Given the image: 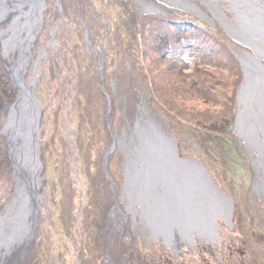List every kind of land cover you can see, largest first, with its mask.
Here are the masks:
<instances>
[{
  "label": "rangeland",
  "instance_id": "rangeland-1",
  "mask_svg": "<svg viewBox=\"0 0 264 264\" xmlns=\"http://www.w3.org/2000/svg\"><path fill=\"white\" fill-rule=\"evenodd\" d=\"M56 1L48 0L46 4L49 7L46 11L49 13L48 20L49 18L51 20L57 12L59 18L57 22L55 21V25L61 26L62 23L66 25L67 22V26L71 28L68 37L70 35L78 42L83 38V49L90 47L91 41L96 39L98 42L94 41L93 50L104 52L102 59L105 57L110 59L106 68L109 76L105 80L115 105L110 117L108 112V119L113 125L117 143L104 165L103 154L111 144L112 137L111 129L105 121L107 104L105 111L102 112V108L100 109L102 93L96 83L95 87H87L84 81L80 86L84 93L79 98L70 96L62 99L61 96V102L56 103L57 108L61 104L60 127L45 124L47 112L53 113V111H50L48 101L43 100L41 105L38 96L46 98L45 93L49 92L47 86L51 91L54 90L55 85L51 80L53 77L48 72L51 67L45 70L44 64L46 53L55 54L57 45L55 42L49 43L51 39L49 33L53 24L51 23L48 32L47 21L44 18L45 21L44 24L41 23L42 30H40L42 43L39 48L46 43L44 45L46 51L44 50L41 54L32 90L40 107L39 157L44 165L42 171L44 170L47 180L45 184L43 183L41 190L40 215L35 236L27 245L26 255L21 264H264V169L262 164H256L261 155L255 143H250L236 129V118L240 108L237 96L245 78L242 57L249 54L264 63V53H259L255 43L245 42L235 34L234 26L238 24L237 0H108L106 8L101 0H86L95 8V11L99 9L98 15L101 21L94 18L91 20L90 10L85 0L76 1L80 4L73 5L74 11L71 5L67 4L68 0H62L60 4ZM131 1L135 8H132ZM258 1L264 3V0ZM126 2L130 5L129 8ZM81 10H84L86 16H81ZM78 13L82 17L84 29L71 26L70 19ZM157 14L180 19L182 28H189L193 24L197 28L186 31V40L174 43L173 33L177 25L171 30L159 31L162 30V26L153 24L155 20L147 22L148 15ZM249 14L252 16L251 12ZM209 26L214 28V32ZM56 28L58 30L59 27ZM89 30L94 35V39L90 38ZM205 32H210L212 38L208 44H204L205 46L216 42L213 34L215 33L219 36L218 39L226 40L230 47L224 48L221 43H217L219 53L214 54L215 59L202 50H192L191 56L185 57L184 60L183 58L176 60L175 57H167L165 51L159 52L151 46L157 33L169 36L171 41L168 37L164 38L169 40L172 51L192 41L195 34ZM78 33L81 36L77 37ZM205 38L201 37L198 42L203 43ZM121 39L126 42L123 46L126 59L122 64L118 47V42L122 44ZM155 42L156 39L154 44ZM256 43L263 44V40L257 38ZM33 44L30 45L32 53L30 62L37 58L40 51L39 48L36 50ZM103 44L104 49H102ZM130 52L138 62V77L141 81L134 85L140 89L139 99L129 96L127 98L125 85L119 81L120 68H123L127 75L133 71L127 60ZM95 56L98 63L100 56L97 54ZM78 58L80 59L81 55ZM152 59L156 70L149 73L151 78L153 72L161 71L163 85L161 88H164V94L168 92L172 99L178 100L177 103L180 106L176 108L185 106L192 111L176 117L175 112L168 113L161 108L158 101L147 103L149 92L145 87L143 89V84L145 82L152 84L145 74L147 62L150 60L152 62ZM71 62L72 66L79 65V62L75 60ZM63 67H60V70L63 69L62 73L65 76L62 81L63 86H66L63 88L65 93L69 72ZM34 77L33 71L28 69L27 83L34 80ZM82 77L86 79L87 74L83 73ZM157 78L154 74V79L157 80ZM44 82L48 83L47 86ZM88 100H92L99 107H95L93 112L94 120L85 110ZM42 106H44L43 110ZM67 110L71 111L70 125L66 121L62 124ZM232 113L233 118L230 119ZM248 116L246 120L251 118L255 121L250 114ZM55 117L57 118V115ZM225 117L227 118L224 119ZM147 121L154 123L172 141L179 158L201 165L214 187L228 199L230 216L229 219L216 218L218 223L216 240L210 241L209 236L203 239L200 233L196 232L193 244L181 242L178 248L171 247L166 241L153 235L151 226L143 215L142 204L134 197H129L128 188L126 189L127 164L134 157L140 143L137 139L139 129L137 123L145 125ZM257 134L259 139L263 138L261 130L258 129ZM0 140L2 143L5 142L3 150L6 151L5 155L7 154V162L3 167L10 168L6 184L0 190L1 211L12 196L14 183L6 139L1 130ZM60 141L63 143V150L66 151L65 157H61L66 158L65 166L70 173L67 185L71 191L65 190V197L61 196V185H64L65 178L62 181L60 179L55 154L49 157L51 147L53 150L54 145H58ZM77 143L82 144L85 151L92 148L91 156L98 157L96 165L93 164V159L88 157L87 152L80 155L81 150L77 151ZM77 153L80 156H77ZM76 156L83 162L78 163L73 160ZM86 165L91 167V173L87 172ZM128 167L133 170L132 165ZM105 168L108 173L109 170L112 173L109 177L114 183L106 179ZM86 205L88 209H85ZM91 205H94L93 226L88 235L90 227L87 228L86 225H89L90 214L87 213ZM72 210L77 220H74L71 227ZM122 222H124L123 228L120 226ZM63 226L66 229L62 228ZM235 227L237 233L241 235L243 233L242 243L234 241L238 240L234 233ZM76 229H79L78 236L75 234ZM73 237L76 242L83 241L85 244L82 245L86 248L92 243L87 252L86 249L84 253L80 252L78 242L76 245Z\"/></svg>",
  "mask_w": 264,
  "mask_h": 264
},
{
  "label": "bare ground",
  "instance_id": "bare-ground-1",
  "mask_svg": "<svg viewBox=\"0 0 264 264\" xmlns=\"http://www.w3.org/2000/svg\"><path fill=\"white\" fill-rule=\"evenodd\" d=\"M30 1L0 0V54L11 77L24 88L28 87L26 76L28 69L35 74L33 81L35 83L38 63L45 50V47L41 46L37 58L31 62L30 40L27 41V49L22 52L20 50V43L27 38L24 35L29 29L27 8ZM46 1L36 0L34 8L36 15H39L40 11L43 15L44 8L43 11L41 9L42 5L46 6ZM237 2L238 24L234 26L235 34L245 42L255 43L259 53H264V3L258 0ZM56 3L59 4L60 0ZM52 27V38L49 43L53 42L56 31V27ZM196 28L193 24L189 28H178V31ZM257 38L262 39L263 44L256 43ZM242 63L245 78L237 96L240 108L236 118V129L250 143H255L261 155L256 164H262L264 169V63L249 54L242 57ZM17 92L18 88L16 94ZM15 105L14 100L7 106L6 119L0 129L2 134L10 139L11 155L15 164V169L12 165L13 193L9 202L0 211V264H21L24 261L28 247L24 246V243L29 236H31L29 244L32 242L38 225L43 186L41 178L43 163L40 160L41 167L36 172V146L29 134L30 112L33 119V111L23 100L21 103L18 102L17 108ZM16 112L19 114L16 115ZM249 114L255 121L251 118L246 120ZM39 119L38 143L41 130L40 115ZM147 122L145 125L137 123L139 127L137 139L140 143L134 157L127 164L126 189L128 188L129 197H134L142 204L143 215L147 218L153 235L166 241L171 247L178 248L181 242L191 241L193 244L196 232H199L203 239L211 235L210 241L215 240L212 235L218 228L216 218L229 219L230 216L228 199L214 187L201 165L179 158L172 141L154 123ZM258 129L263 132L262 139L258 138ZM33 138L37 143L36 132ZM38 153L40 155L39 145ZM129 165L133 166V170L129 169ZM22 172L28 175L26 182ZM29 190L34 191L36 205L35 229L32 234L29 232L33 209ZM128 206L132 208L131 205ZM120 226L123 228L124 222Z\"/></svg>",
  "mask_w": 264,
  "mask_h": 264
},
{
  "label": "trees",
  "instance_id": "trees-1",
  "mask_svg": "<svg viewBox=\"0 0 264 264\" xmlns=\"http://www.w3.org/2000/svg\"><path fill=\"white\" fill-rule=\"evenodd\" d=\"M63 1H65V0H63ZM76 1H78V0H68L67 4L71 5L72 11H74L73 5L80 4V3H77ZM101 1L103 3L104 7L106 8V3H108V0H101ZM47 2H48V0L46 1V4H47ZM61 2H62V0H60V3ZM85 2H86L87 6L90 10L91 20H92V18H94L96 20L101 21L102 19L98 15L100 13L99 9H96V11H95V8H93L86 0H85ZM119 3L121 4L122 7H124V5L122 4L121 1H119ZM130 3H132V1ZM126 5H127V8L130 7V5H128L127 2H126ZM133 5H134V3H132V5H131L132 8H135V7H133ZM47 8L49 9L48 6H45L44 11H43L42 24H44V21H45L44 18H45L47 21L46 27L48 28V32H49V27H50L51 23L53 24L52 26L59 27V28H58V30H56L54 32V37H53L54 42L57 45L56 50H55V54L46 53V55H45L46 57L44 56L45 61H46V63L44 64L45 70L48 67L49 68L51 67L50 70L48 69V72L50 73L49 75L53 77V79H51V80L53 81L52 83H54V85H55L54 90L51 91L50 88L47 86L48 83L44 82L45 86H47L49 92L45 93V96H46L45 99L42 97L40 98V96H38V100H40L41 105L43 104V100H46V101H48V107L51 109L50 111H53V113L47 112L48 114H47L45 124L47 126H52V127L59 126V118H62L61 117V109H60L61 104H60V107L58 106V108H57L56 103L58 102V104H59L61 102V99H60L61 96H62V99L64 97L69 98L70 96L79 98V96H81L84 93V91H82V87H80L84 81H85L86 85H88L87 87H90V86L95 87V83L98 86V89L102 93V95L100 96V98L102 100V105L100 106V109L102 108V112L105 111V109H106V104H107L106 95L110 96V98H109V102H110L109 117H110L111 112H112L114 105H115V100H114V98H113V96H112V94H111V92H110V90L106 84V80H105V78L107 76H109V72L107 71L106 68H107V65H109L110 59L107 57L103 58V67L101 68L102 82H103V87L105 90V92H104L99 85L98 76H97L98 75L97 71L99 73V66H98L97 61L95 60L96 52L93 50L95 47V46H93L94 41L95 42H98V41L96 39L92 40L91 41L92 45H89L90 47L87 46L83 49V38L81 39L80 42H78L76 39L73 40L70 37V35L68 37V32L70 31L71 28L69 26H67V22H66V25H64V23H62L61 26L55 25L56 24L55 21L57 22V19L59 18V16L57 15V12H55L54 16H52V19L50 20V18H49V20H48L49 13L46 12ZM107 11L111 12V10H107ZM74 13H76V12H74ZM80 13H81L82 17L86 16L84 10H81ZM81 16L79 13L72 16V18L70 19L71 20V26H74V27L78 26V27H80V28L82 27V29H84L83 25H82L83 23H82V17ZM163 16H164V14L160 15V16L158 14L157 15H148L149 18H147L146 20H147V22L155 20V22L153 24H158V25L162 26V30H159V31H163L165 29L171 30L172 27H175L177 25V27L173 33L174 34V39H173L174 43H180L183 40H186L187 32L186 31H181V32L178 31V28H180V29L182 28L180 26V24H182V23L179 22L180 19L173 17V16H170V17H163ZM64 20L66 21L68 19L65 18ZM164 26H165V28H164ZM209 27H210L211 31L214 32V30H213L214 28L211 26H209ZM52 28L53 27H51V30L49 33L50 37H51ZM40 30H42V27ZM40 30L36 36L35 41L33 42L34 43L33 47L36 50H38L39 46L42 43L41 42L42 36H40V33H41ZM89 34H91L90 38L94 39V35H92L91 30H89ZM210 34H211L210 32H205L204 34L197 33V34H195V38L192 41L186 42V44L182 45L180 48L171 51L170 45H169V40H170L169 36L168 35L164 36V35H160L159 33H157L155 35V38H154V40L156 39V42L154 44V40L152 39L154 45L152 44L151 46L153 48L157 49L159 52L165 51L164 53H167V57H175L176 60L181 59V58H183V60H184L185 57L191 56L190 53L192 52V50H194V51L202 50L206 54H210L212 59H215L214 54L219 53V45L217 43H219V44L221 43L224 46V48L230 47V45L223 38L218 39L219 36H217L215 33H213L215 36L216 42H213L210 46H205L206 44H208L209 40H212V38L210 37ZM76 36L77 37L81 36V34L78 33V35H76ZM96 37H97V35H96ZM99 37L101 38L100 35H99ZM164 37H168L169 40L165 39ZM201 37H203V38L206 37L203 43L198 42V40ZM84 38H85V35H84ZM103 39H105V38H103ZM107 39H109V38H107ZM121 42H122V44L120 42H118V44H119L118 47H119V59H120V63L122 64L123 60L126 59V55H124L125 51H123V46L126 42L124 41V39H121ZM44 45L42 47H45ZM104 48H105V45L103 44L102 49H104ZM40 49H41V47L39 48V50ZM90 49H92L94 52L91 51ZM167 50H170V52H166ZM185 50H187V53H185ZM45 51H46V48H45ZM83 51H84V53H83ZM226 52L229 54L228 50ZM102 53H103V57H104V52H102ZM178 54H180V55H178ZM80 55H81V58L79 59L78 57ZM202 59L204 61L210 62V60H208L206 58H202ZM73 60L79 62V65L77 67L71 65V63H72L71 61H73ZM127 60L131 64L133 71L127 75V73H125L124 69L120 68L119 69L120 70L119 81H120V83H123L125 85V92H126L127 98L129 96L130 98L139 99V90L140 89H137V87H135V85H134V83L141 81L138 77V70H137L138 62L135 59L133 53H131V52L127 55ZM221 60H222V58H221ZM77 62H75V63H77ZM154 64L155 63L153 62V59H152V62H151V60L149 62H147V65L145 67V74H146L147 78L150 80V82L152 83V84H150V83L145 82L143 84V89L145 87L149 92L147 103L150 104L154 101H158L161 108H163L168 113H171V112L174 113L175 112L174 115L176 117H180L179 115H181L182 113L192 111V110H188L185 106L182 108L181 107L176 108V106H180L177 103L178 100L172 99L170 96V93H168V92H167V94H164V88H161V87H163V85L161 83V75H160L161 71H155L156 73L153 72L152 78H151L149 73L156 70V66L154 67ZM210 64H213V63H210ZM60 67L65 68L69 72L68 81H67V89H66L65 93L63 91V88L66 86H63V82H62L65 79V76L62 73L63 69L60 70ZM83 73L87 74L86 79L84 77H82ZM154 74H155V76L158 77L157 80L154 79ZM54 78H55V82H54ZM148 79H147V82H148ZM44 80H45V78H44ZM145 81H146V78H145ZM15 97H16V88L11 83V81L8 77V73H7V71L3 65L2 57L0 55V126H2V124L6 118L7 106L15 100ZM43 107L44 106H42V108H41L42 110H43ZM95 107L97 108L98 106L95 105L92 100L87 101L85 110L88 114H91L90 118L92 120H94L93 112L95 111ZM57 109H58V111H57ZM175 109H177V111H175ZM230 110H232V108H230ZM56 115H57V118L55 117ZM232 115H233V113L231 114L230 119L233 118ZM97 117H98V115H97ZM226 118L227 117H225L224 119H226ZM71 120H72L71 111L67 110L65 113V119L62 120V124L64 123V121H66L68 123V125H70ZM54 123H56V124H54ZM53 124H54V126H53ZM60 142L61 143H58V145H54L53 150L51 147V149L49 150V157H52L55 154V161H56L58 172L60 174V179L62 181L65 178L63 181L65 186L61 185V193H62L61 196L64 195V197H65V195H66L65 190L71 191V189L68 187L69 185H67V179L70 178V175H69L70 173L68 172V167L65 166L66 165V158H64V157H65L66 151L63 150L62 141H60ZM4 143H2V141L0 140V190L2 189V186L4 184H6V181L8 179V172L10 169V168L3 167L4 164L7 162L6 161L7 160V158H6L7 154L5 155L6 151L4 152V150H3V149H5ZM78 150H79V152L81 150L80 155L87 152L88 157L89 158L91 157L93 159L94 165H96L98 163V159H97L98 157H96V156L92 157L91 156L92 148H89L87 151H85L83 148V145L80 143L79 144L77 143V151ZM80 155H78V153H77V156H80ZM61 156H64V157H61ZM77 156L74 157L73 160L78 161V163L83 162V161H80L81 158L80 157L77 158ZM78 163H77V165H78ZM102 164H103V162H102ZM74 166H75V163H74ZM79 166H81V165L79 164ZM86 170L88 173H91V167L90 166H87ZM43 174H44V170L41 173L42 182L44 183V182H46L47 178H46L45 174H44V176H43ZM109 175L112 176V173H110V170H109ZM90 178H91L90 175H88V179H90ZM4 199H3V201H4ZM50 199H52V198H50ZM85 209H88V205H86ZM93 212H94V205H91L90 209L87 213V214H90V216L88 218L89 219V221H88L89 225H86L87 228L90 227L89 231H88V235H89V233H91V229L93 226ZM71 217H72V219L70 221L72 222L71 223V227H72L74 220H77L76 214L73 212V210H72V213L70 214V218ZM233 225L235 226L234 222H233ZM220 226L222 227V225H220ZM62 228L66 229L65 226H63ZM71 232L73 234V231H71ZM234 233L236 234L235 235L236 238H238V240L233 238V239H235L234 241H237L238 243H240V242L242 243V240L244 241L243 233H242V235L237 233L236 227H235ZM75 234L77 236L79 235V229H76ZM73 241L76 245L78 242L77 246L80 249L81 253H84L85 249L87 252V249H89V247L92 244V243L89 244V246H87V248H86V247H83V245H82L84 243L83 241L81 242L80 240L79 241L77 240V242H76L74 237H73ZM239 247H241V245ZM34 264H36V263H34Z\"/></svg>",
  "mask_w": 264,
  "mask_h": 264
},
{
  "label": "water",
  "instance_id": "water-1",
  "mask_svg": "<svg viewBox=\"0 0 264 264\" xmlns=\"http://www.w3.org/2000/svg\"><path fill=\"white\" fill-rule=\"evenodd\" d=\"M35 4H36V0H31L30 1V5L28 7V11H29V14H28V22H29V29L27 32H25V38L23 40V43L21 44L20 43V50L21 52L24 51V49H27V41L30 40V44L33 43V40L35 39V37L37 36V33L41 27V20H42V13L41 11L39 12V15H36L35 12H34V8H35ZM42 8H43V5H42ZM42 10V9H41ZM33 31V32H32ZM86 33V38L87 37V32L85 31ZM29 54V51L27 52ZM4 62V60H3ZM5 63V62H4ZM101 68H102V64L99 65V73H98V81H99V84L102 86V78H101ZM8 76L10 78V81L11 83L16 87L18 88V92L16 94V97H15V101H16V105L15 107L17 108V104L18 102L21 103V101L23 100L24 103L27 105V103L29 104V106L31 107L32 111H33V119H32V115H31V112H30V119H29V124H31V129H30V133L31 136H32V140H33V143L34 145L36 146L35 148V158H36V161H37V164H36V172L38 171V169L41 167V162H40V159H39V153H38V140H37V136H38V133H39V115H40V107H39V104H38V101L36 99V96L32 90V86H33V81L34 80H31L28 82V87L26 86V88H24L23 86L19 85L12 77H11V74L10 72L8 71ZM33 76H35V74L33 73ZM33 82V83H32ZM27 94L29 96H27ZM32 97V98H31ZM28 106V105H27ZM109 110V98L107 97V112ZM106 112V113H107ZM19 113L16 112V115H18ZM106 120H107V123L110 125V133L112 135V141H111V144L109 145V147L107 148L106 152L103 154V160H104V165H105V162H106V159L108 157V155L110 153L113 152V150L115 149L116 147V140H115V135H114V131H113V127L111 126L109 120H108V116L106 114ZM36 132V142H34V133ZM6 139V145H7V151H8V157L11 161V164L13 165L14 169H15V164H14V161H13V157L11 155V148H10V139L5 137ZM29 141L32 143L31 141V137H29ZM107 173V172H106ZM107 176V179L112 183L108 173L106 174ZM22 176L24 177V180L25 182L28 180V175L25 173V172H22ZM36 177H37V173H36ZM29 196H30V199H31V203H32V207L33 209L31 210L32 211V214H31V225H30V229H29V232L32 234L34 232V229H35V216H34V210H35V201H34V191L33 190H29L28 192ZM173 217V216H172ZM211 237V235H209ZM213 238L215 237L216 238V233L213 232ZM212 238V237H211ZM31 240V236H29L26 240V242L24 243V246L28 245L29 242Z\"/></svg>",
  "mask_w": 264,
  "mask_h": 264
}]
</instances>
